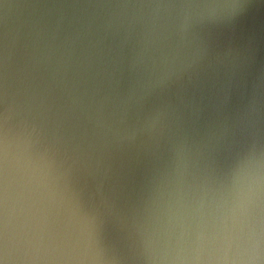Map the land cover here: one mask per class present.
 Masks as SVG:
<instances>
[{
	"label": "water",
	"instance_id": "1",
	"mask_svg": "<svg viewBox=\"0 0 264 264\" xmlns=\"http://www.w3.org/2000/svg\"><path fill=\"white\" fill-rule=\"evenodd\" d=\"M242 168L264 264V0H0V264H148Z\"/></svg>",
	"mask_w": 264,
	"mask_h": 264
},
{
	"label": "clouds",
	"instance_id": "2",
	"mask_svg": "<svg viewBox=\"0 0 264 264\" xmlns=\"http://www.w3.org/2000/svg\"><path fill=\"white\" fill-rule=\"evenodd\" d=\"M260 186L259 175L242 168L211 197L177 199L146 241L148 264H253L259 242L251 218Z\"/></svg>",
	"mask_w": 264,
	"mask_h": 264
}]
</instances>
